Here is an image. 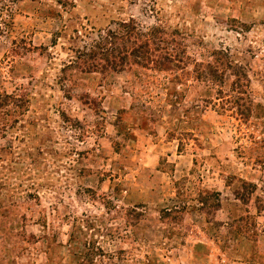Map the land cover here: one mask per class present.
<instances>
[{
    "label": "rangeland",
    "instance_id": "obj_1",
    "mask_svg": "<svg viewBox=\"0 0 264 264\" xmlns=\"http://www.w3.org/2000/svg\"><path fill=\"white\" fill-rule=\"evenodd\" d=\"M130 22L180 64L65 66ZM86 242L96 264H264V0H0V264Z\"/></svg>",
    "mask_w": 264,
    "mask_h": 264
},
{
    "label": "trees",
    "instance_id": "obj_2",
    "mask_svg": "<svg viewBox=\"0 0 264 264\" xmlns=\"http://www.w3.org/2000/svg\"><path fill=\"white\" fill-rule=\"evenodd\" d=\"M121 26L127 27L125 33H120L117 30H108L104 36L88 43V46H84V51L76 49L74 56L70 57L65 66L83 63L80 58L84 56L91 60L87 67L89 69L120 71L124 69V66L134 64L157 72H170L173 67L178 66L182 61L179 57H176L177 55L169 53L167 49L162 47V43H168V41L162 37L161 30L144 31L141 26L137 28L134 23L133 25L131 23L130 26H128V23H122ZM120 43H128L130 49H125ZM152 45L154 47L155 45L161 46V50L164 51L155 54ZM223 57L226 58V55H223ZM228 64V61H222L214 57L212 62H197L193 72L196 80L215 84L217 81L220 82L224 69ZM177 78L178 76H176ZM218 93L220 94L221 91H218ZM6 97L11 98L9 95ZM226 102H229V100H226ZM240 114H244V112L240 111ZM204 201H200L201 206H203ZM171 209H177V207L169 208L166 211ZM102 252V249L94 243H84V250L81 253L79 264H96V256L102 254Z\"/></svg>",
    "mask_w": 264,
    "mask_h": 264
}]
</instances>
